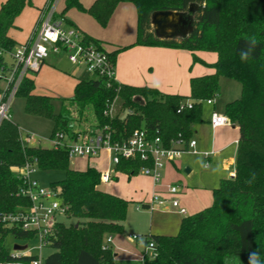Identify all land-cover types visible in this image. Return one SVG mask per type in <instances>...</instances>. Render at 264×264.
<instances>
[{
  "label": "trees",
  "instance_id": "1",
  "mask_svg": "<svg viewBox=\"0 0 264 264\" xmlns=\"http://www.w3.org/2000/svg\"><path fill=\"white\" fill-rule=\"evenodd\" d=\"M33 0H5L0 5V44L6 48L18 43L9 35L16 18ZM120 2H132L137 10V37L129 45L109 51L116 65L120 52L134 45L185 49L192 53L193 63L201 62L213 69L190 78V95L167 93L148 85H132L103 76L79 79L71 97H62L55 111V97L34 92L35 82L24 79L18 95L26 99V112L49 118L53 135L62 131L70 136L77 132L94 134L111 130L112 137L127 138L134 129L145 128L150 138L160 136L170 147L179 134L188 142L193 126L203 120V100L217 98L221 76L242 85L239 97L225 105L224 112L239 128L235 175L223 178L213 189L211 205L183 217L174 235L146 234L147 245L154 242L155 257L145 255L141 264H249L255 253L264 264V0H95L84 7L80 0H66L55 13L64 23L77 27L65 17V11L78 6L92 14L103 26ZM177 11L190 14V31L182 36H160L153 25L155 11ZM80 29V28H79ZM81 30V29H80ZM82 32L86 42L100 41ZM255 37L256 43L252 38ZM214 51L217 59L207 62L196 51ZM243 56L248 57L242 59ZM121 98L123 116L109 113L115 97ZM188 99L192 108L178 112ZM93 115V128L77 130L75 121L84 112ZM144 123V126L142 125ZM77 131V132H76ZM64 148L34 146L24 143L12 120L0 124V212L13 211L28 203L18 195L23 180L15 168L36 160L38 169H62L64 178L52 182L68 206L65 216L76 224L58 221L49 245L54 251L46 264H115L112 246L103 248L106 237L123 230L130 200L99 188L101 171L89 165L85 170L69 166ZM150 161L122 158L116 170L135 175ZM32 237L34 231L0 222V261L29 262L32 254L14 255L5 245V236Z\"/></svg>",
  "mask_w": 264,
  "mask_h": 264
},
{
  "label": "rangeland",
  "instance_id": "2",
  "mask_svg": "<svg viewBox=\"0 0 264 264\" xmlns=\"http://www.w3.org/2000/svg\"><path fill=\"white\" fill-rule=\"evenodd\" d=\"M5 0H0L1 3ZM48 0H33L31 4H28L21 14L16 18L15 25L9 30V35L17 42L22 43L28 39V36L31 33L40 11L45 7ZM84 7L91 5L95 0H80ZM121 3V2H120ZM114 8L107 25H101L95 17L86 12L82 11L78 6L74 5L66 9L65 16L72 21L76 26L80 24L85 25L92 30L96 31L98 34L102 32H110L111 30L116 31L119 29L120 24H115L116 21L122 20L119 16V4ZM66 0L61 1V7L64 8ZM119 11V12H118ZM137 16V15H135ZM129 19V18H125ZM134 26L137 24V17L133 19ZM66 27H72L64 23ZM192 25V18L190 14L184 12L172 11L171 16L168 18V21L163 25H155V29L159 35L165 36H182L187 34ZM78 27V26H77ZM93 27V28H92ZM101 42V41H100ZM104 44V43H103ZM107 46L109 51H113L116 45L104 44ZM185 50V49H183ZM185 52V51H184ZM196 54L199 57H202L205 61H213L217 59V53L214 51H204L198 50ZM180 56H183L181 59L182 69H184L183 76L179 78L178 84L173 87L177 94L190 95V77L197 75L196 73L202 72H211L213 69L206 66L201 62L193 63L192 53L186 51L181 53ZM7 59L11 58L7 56ZM180 67V66H179ZM136 69H143V64L136 66ZM146 73H151L156 67L151 70L149 67H145ZM159 69H165L166 67H159ZM60 71L65 75L64 78L59 77L56 74V71ZM57 71V72H58ZM182 72V71H181ZM143 73V72H140ZM34 73H31L32 76ZM144 74V73H143ZM67 76V77H66ZM92 77L83 66H78L72 63L67 53H60L52 55L48 61L42 66L38 73L34 74L36 81L35 92L37 94L50 95L55 97V111H59L61 106L62 97H71L74 94L75 82L78 79H85ZM242 91V85L239 81L227 77L221 76L219 79V91L217 95V101L215 110L218 112H224L225 105L227 102L240 96ZM26 99L23 95H16L11 101V120L17 125L20 138L25 140L27 135L30 134L33 136V141L29 145L34 146H43V147H52L53 146V122L49 118L33 115L26 112ZM121 98L116 96L110 107V115L112 117H117L118 113L120 117L123 116V112H120ZM213 108L207 105L206 102H203V111L202 118L207 119L211 116ZM94 119L91 112L86 111L81 117V120L75 121L74 126L77 130H83L93 128ZM144 126V123L142 124ZM231 131L235 132L232 127H228ZM213 128L209 125L204 126L203 131L199 134H195L198 140L204 144H210V138L212 139ZM228 141H231L229 138ZM68 142H71L69 139ZM208 144V145H209ZM231 150L235 146L230 147ZM229 148V150H230ZM211 150V149H210ZM213 157V156H212ZM206 158L203 152L200 151H185L179 159L176 160V165L168 166L166 165L162 169V178L159 182L155 183L153 179L142 172L138 174L131 175L129 178L125 174H117L119 179H112L110 182L101 181L99 188L111 192L117 195H120L124 198L130 200L127 218L124 221L123 230L121 232L112 233L111 236L113 239V249L116 250V247H119V244L122 246V252H119L120 257L124 259H130L135 257V260H140L143 258L144 253L151 255V248L147 247L146 249L142 248L143 245L140 244L139 248L136 247L134 240L129 239L128 235L131 234H142L144 231H149L148 228L153 224L154 229L159 228L163 231L168 232V235H174L179 231L181 217L182 215H190L194 212L188 208L186 214H181L177 208L169 207L164 208L162 204L155 203V207L144 206L143 203L151 202L153 196V190L157 189H166L169 185H181L184 188L196 187L200 185H205L207 187H213L220 184V168L222 163L218 164V161L214 160L211 166L207 167ZM89 165L95 166L101 172L107 169L106 162L104 159L100 158H87L81 156H73L69 158V166L77 170H85ZM190 168V172L186 171V168ZM235 169V167H234ZM113 173H115L113 171ZM226 175V174H225ZM230 174H227L228 177ZM65 172L62 169H38L33 177L38 180L40 185L44 187H50L52 182L64 178ZM180 186V187H181ZM170 202V201H169ZM59 219L67 225H73L77 223L75 218L69 217L68 215H60ZM171 222L175 223V228H171ZM107 236V237H108ZM106 237V238H107ZM5 245L6 248L10 251H17L15 245L23 246L25 252L38 256L40 264H46L45 258L52 253L55 249L53 246L47 244L40 247V239L38 235L32 237H18L13 232H9L5 236ZM112 246V244H111ZM124 264V263H122Z\"/></svg>",
  "mask_w": 264,
  "mask_h": 264
},
{
  "label": "built area",
  "instance_id": "3",
  "mask_svg": "<svg viewBox=\"0 0 264 264\" xmlns=\"http://www.w3.org/2000/svg\"><path fill=\"white\" fill-rule=\"evenodd\" d=\"M58 2L59 0H48L25 42L18 43L11 48L0 44V124L5 119H11V101L18 94L24 79L30 78L31 73L38 71L51 54L67 53L72 63L83 66L92 76H103L108 80H116V65L104 44L86 42L83 40L79 28L66 27L62 18H55V13L58 12ZM7 56L11 59L8 60ZM203 102L212 104L214 98L205 99ZM186 107L192 108L193 101L188 99L181 104L178 112ZM210 124L216 128L231 124V121L225 113L214 110L211 114ZM112 134L113 131L109 129L91 135L78 131L76 136L57 131L53 136L52 147L66 149L70 158L73 156L96 157L106 150L110 153V162L114 167L122 158L129 159L140 156L142 160L151 162V164L143 165L140 172L150 176L155 183L161 180L162 169L166 163L176 160L185 151H197L195 149L197 140L190 139L185 142L181 134L173 140L170 147L164 146L160 136L150 138L145 128L134 129L127 138L114 139ZM33 139V136L28 134L23 142L30 144ZM69 139L71 142H68ZM37 170L35 159L15 168L16 174L23 180V186L18 195L26 198L28 203L19 205L10 212H0V222L23 230L34 231L38 235L40 247H42L50 244L54 227L60 221L59 216L65 215L68 206L63 203L58 190L40 185L38 180L33 177ZM112 179L113 170L101 173L103 182L107 183ZM165 192L169 197H163L159 192H154L148 206L153 208L155 203L163 205L170 201L171 205L177 208L180 213H187V209L181 205L178 197L179 185H169ZM132 236L133 238L141 237L137 234ZM111 242L112 237L108 236L103 248L111 246ZM147 247L152 250L150 256L155 257L157 252L154 242L150 241ZM14 255L19 256L20 254L16 252ZM145 255L147 254L144 253L142 261ZM0 264H40V260L35 258L29 262L0 261Z\"/></svg>",
  "mask_w": 264,
  "mask_h": 264
},
{
  "label": "crops",
  "instance_id": "4",
  "mask_svg": "<svg viewBox=\"0 0 264 264\" xmlns=\"http://www.w3.org/2000/svg\"><path fill=\"white\" fill-rule=\"evenodd\" d=\"M61 1L62 0H59L58 5H57V11L58 12H60L63 9L61 7ZM87 6L89 7V5H87ZM118 6L120 7L119 8L120 12L118 11L119 16H120V18H122V20L116 21L114 23V25L117 23L120 24L119 29H117L116 31L111 30L110 32H106V33L102 32V34L101 33L98 34L96 31H94L91 28H89L85 25H82L80 23L77 26L81 30H83L84 32L88 33L89 35H91L94 38L101 41V43L116 45L115 49H117L121 46H126L129 44H132L136 40V37H137V24L135 27L134 22H133V19L134 18L136 19V17H137V16H135V15H137L136 6L132 2H121ZM126 17L129 19H125ZM154 28H155V25H154ZM161 36L166 37L165 35H161ZM104 46L107 49V46L106 45H104ZM107 50L109 51V49H107ZM184 51L186 52L187 50L178 49V48H170V47H161V46L134 45V46H132L128 49H125L119 53V55L117 57V61H116V66H115L116 80L120 83H127V84H132V85H148V86L156 87L163 92L175 93L176 91L172 88L178 84L177 82L179 81L180 76L181 75L183 76V74H184V69L181 68L182 65L180 63L181 59H183L182 58L183 56H180V55H181V53H185ZM52 55H55V54H51L45 60L44 64L48 61V59ZM215 60L207 61V62H214ZM142 64H143V69H140V71H139V69H136V66H138V65L140 66ZM42 66H41V68H42ZM163 66L166 67V70L165 69H162V70L159 69V67H163ZM145 67H149L151 70H153V68L156 67V69H154L151 73H146L145 69H144ZM40 69L38 71H36L35 73H38L40 71ZM57 71H56V74L59 75V77H62V78L65 77L66 74H64L60 71H58V72ZM140 72H143L144 74L140 73ZM206 73H210V71L206 72ZM34 74L30 77L32 79H34V82H35L34 92H35L36 81L34 78ZM196 74L202 75L205 73L198 72ZM191 77H192V75H191ZM78 80L75 82V85L78 82ZM216 101H217V98L214 99V102L212 104L207 103V105H209L210 107L213 108L212 112L215 110ZM210 118H211V116H209L206 120L203 119L201 122L196 123L193 126V137H192V139L197 140V144L195 146V149L198 152L199 151L201 153L203 152V154L205 155V158H206V162H208L207 167L211 166V164L213 162V157H214V160L218 161V164L222 163V166L219 170L220 176H222V175L225 176V177H221L222 179L227 178L226 177L227 174H230L228 177L233 176V174H235L234 167L236 166V155H237V147H238L239 128L232 123L213 128L210 124ZM205 124L209 125L214 130L213 135H212V139L210 138V141H211L210 144H209V140H208L209 145L206 143L202 144L198 140L197 136H195V134H199L200 131L201 132L203 131ZM228 127H232V129L235 132L231 131ZM229 138L231 139V141H228ZM232 146H235V148L233 150H231V148H230ZM229 148H230V150H229ZM206 152L208 153L207 155H206ZM91 158L104 159V161L106 162V165H107V169H105L104 171L113 170L115 172V173H113V179H119V176L117 175L119 173L125 174L129 178L131 177V175L115 169L114 165L110 162V153L106 150H103L100 155H98L96 157H91ZM179 158H177V159H179ZM176 160H174L172 162H168V163H166V165H168V166L174 165L175 166ZM188 169H189V171H187V172H190V168H188ZM150 179H152V178L150 177ZM217 186L207 187L205 185H200V186L190 187V188H187V187L184 188L181 186L180 192L178 194V197L180 199V203L182 206H184L187 209V212H188V208H190L191 211L195 213V212L211 205V203L213 201V189ZM154 192H159L163 197H169V195L166 194L165 189L155 188L153 190V193ZM148 204H149V202L143 203L144 206H146ZM163 206H164V208L172 207V205L169 201H167L165 204H163ZM181 214H183V213H181ZM185 216H187V215H182L181 221H182L183 217H185ZM174 226H175V223L173 224L171 222L172 230H173V228H175ZM148 230L149 231H144V232H142V234H139V236H141L140 238H133L132 235H134V234H131V233L128 235V237H129V239H132L135 242H137L136 243L137 248L141 247L139 245L142 244L143 245L142 248L146 249L147 248V242L145 239L146 234H148V235L149 234H165V235H168V232L163 231V229H159V228L154 229L153 224L148 228ZM111 244H112V248H113V239H112ZM122 250L123 249H122L121 244H119V247H116V250H114V252H115V264H122V263H124V264H141L142 263V259L135 260L134 259L135 257L127 259V260L124 258H121L119 252H122ZM13 252H17L19 254H29V253L25 252V249H17V251H13Z\"/></svg>",
  "mask_w": 264,
  "mask_h": 264
},
{
  "label": "water",
  "instance_id": "5",
  "mask_svg": "<svg viewBox=\"0 0 264 264\" xmlns=\"http://www.w3.org/2000/svg\"><path fill=\"white\" fill-rule=\"evenodd\" d=\"M172 11L158 10L155 11L152 15L153 25H163L168 21V18L171 16ZM161 36V35H160ZM186 171H189L187 168ZM15 249H23V246L15 245Z\"/></svg>",
  "mask_w": 264,
  "mask_h": 264
},
{
  "label": "clouds",
  "instance_id": "6",
  "mask_svg": "<svg viewBox=\"0 0 264 264\" xmlns=\"http://www.w3.org/2000/svg\"><path fill=\"white\" fill-rule=\"evenodd\" d=\"M252 40H253V43H256L255 37H253ZM247 58L248 57H246V56L242 57V59H247ZM249 264H259L258 257H257V255L255 253L250 254Z\"/></svg>",
  "mask_w": 264,
  "mask_h": 264
}]
</instances>
